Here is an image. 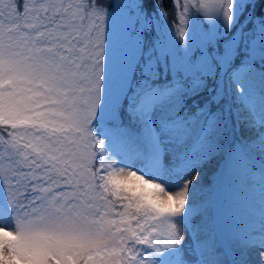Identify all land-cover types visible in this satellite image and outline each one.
I'll list each match as a JSON object with an SVG mask.
<instances>
[{
	"label": "snow or ice",
	"instance_id": "snow-or-ice-1",
	"mask_svg": "<svg viewBox=\"0 0 264 264\" xmlns=\"http://www.w3.org/2000/svg\"><path fill=\"white\" fill-rule=\"evenodd\" d=\"M259 0H0V264H264Z\"/></svg>",
	"mask_w": 264,
	"mask_h": 264
},
{
	"label": "trees",
	"instance_id": "trees-1",
	"mask_svg": "<svg viewBox=\"0 0 264 264\" xmlns=\"http://www.w3.org/2000/svg\"><path fill=\"white\" fill-rule=\"evenodd\" d=\"M165 7L170 8L169 0H165ZM262 9H264V0H259L257 4V14H259Z\"/></svg>",
	"mask_w": 264,
	"mask_h": 264
}]
</instances>
